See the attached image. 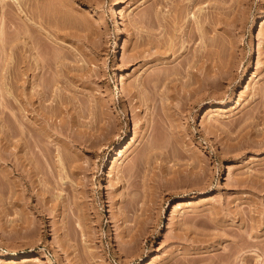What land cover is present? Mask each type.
Segmentation results:
<instances>
[{
	"label": "rangeland",
	"instance_id": "374dc122",
	"mask_svg": "<svg viewBox=\"0 0 264 264\" xmlns=\"http://www.w3.org/2000/svg\"><path fill=\"white\" fill-rule=\"evenodd\" d=\"M26 1L24 22L0 4V264H264V0L222 1L237 76L185 112L169 0ZM35 107L55 112L37 144ZM18 122L31 126L21 140Z\"/></svg>",
	"mask_w": 264,
	"mask_h": 264
},
{
	"label": "bare ground",
	"instance_id": "6f19581e",
	"mask_svg": "<svg viewBox=\"0 0 264 264\" xmlns=\"http://www.w3.org/2000/svg\"><path fill=\"white\" fill-rule=\"evenodd\" d=\"M9 1H11L12 3L15 4V10L13 11V13L18 18L22 19V22H24V19H27V11L30 12L29 8L27 9V7L25 6L27 1L26 0H0V4L2 6H5L8 4ZM158 1H159L158 3L160 4L163 0H158ZM222 1L223 0H169V3H171V6H169L170 12L168 13L170 18L168 16H166V18L167 17L169 18V20H167L169 22L168 25L170 24L169 26H171L174 30V31H172V29L170 27H168L169 29H171L169 31L170 32L172 31L173 33H177V31H178L177 28H180L181 32H179V33H182V34H181V36H179L180 40L177 41L176 37L174 36L175 34L172 35L171 34L172 32L170 33L168 31V29L166 28L167 29L166 32L170 33L171 36H170L168 42H166L168 40V38H166L167 40L166 39L164 40L165 46L164 45L163 46L165 47L166 51L168 49L169 51H171L173 53L176 50H178V48H182V52L180 54H178V56L183 55V58L179 61V66L180 67L181 66L184 67V65L188 66L186 71H184L185 80H184L183 84L180 85L181 86V88H179L180 93H178L179 97H184V100L180 99V102L175 104L176 105L175 109L179 112L190 111L191 107L194 106L197 102L203 101L204 98H206L205 97V94H206L205 91L210 90V92L207 94L208 97H211L214 99L218 98V97L220 98V96H221L220 95V93H221L220 92V87H221L220 84L223 81H227V83L232 82L235 79V77L237 76L236 70L239 67L240 61L243 57V52H240L242 50L237 48L238 46H237L235 40L229 39V38L223 39L218 35V32H217L218 28H220L221 24L223 22L225 24L224 18H222V14H221L222 10H220L222 7ZM204 6H206L209 10L208 9H207V11L203 10ZM163 17L165 18V14ZM158 21H160V20L158 19ZM161 23H163V26L165 25L164 22H161ZM168 25L166 24V26H168ZM27 26H28V24H27ZM27 26H25V28H27ZM23 27H24V25H23ZM164 28H165V26H164ZM175 30H176V32H175ZM2 33H3V30L0 29V42H1V44H4V38L2 37ZM183 35H185V37H183ZM263 36H264V33H263ZM167 37H169V36H167ZM197 38L199 39L198 45L196 47H193L192 51L188 50V48L191 47L190 44L192 45ZM165 42H166V44H165ZM188 45H189V47H188ZM263 49H264V47H263ZM189 51H191V52L189 55H187ZM259 56H260V58H262L261 52H259ZM19 63L21 64V61L18 62V64ZM24 64H26V63H24ZM16 67H17V65H16ZM180 67H178V66L173 67L174 71L172 73L166 72L165 73L166 75L164 74L165 76H163V79H168V78H170V75H172V76L175 75L176 74L175 71L177 70V72H179ZM193 68H195V70H193ZM11 71H13V70L11 69V67H9V72H11ZM13 72H15V71H13ZM263 76H264V74H263ZM115 77L113 79H114V81H117L118 79H116ZM261 85L263 86L262 88H264V81H262ZM260 86L257 87L258 90H256L255 93L258 95L260 94L262 96V95H264V91H262V88ZM130 89L131 88H129V90ZM6 92L11 94L9 89H7ZM136 93L137 92L134 91L131 94L132 98L136 95ZM143 99H144L145 103L143 102V100H142V102L144 104L148 105V102H150L152 98H151V96L144 95ZM28 100L26 102H28ZM138 100H139V98H138ZM13 101H14V103H13ZM13 101H11L8 98H5L4 105L15 106L18 113L17 112H16V114L14 113V117H15L16 121H20L21 114L26 116V113L23 112L24 109H26L28 111L29 108L26 106V104H22V100H18L17 98H13ZM136 102L139 104L141 103L138 101H136ZM40 109L36 108L35 111H37L36 113L39 116H41L40 117L41 121L42 120L44 121L42 123L43 125L40 124L41 126H39V124H38L37 129H36V126H34L35 125L34 122L37 121V119L35 120V118H37V117H35V115H37V114L34 115L35 121L31 122L30 120L27 119L35 127V130L38 131L37 133H39L38 137H36V139H37L36 144L42 139V137L44 135H47V132H46L47 130H44L46 128L45 124L47 123V122L45 123V121H48L49 118H52L53 116H55V112H53L52 109H49L52 111V114L49 113V112H51L49 110H48L49 112H46V110L43 111L44 108H42V107ZM215 109H217L216 106H210L209 110H215ZM146 118H145V121H147ZM253 119H254V117L252 115H250V113H249L247 115V117L245 118V121H243V123L245 124L244 126L248 125ZM247 120H250V121L246 122ZM260 120H261L260 123H262L264 125V115L260 116ZM21 123L22 122H18V126H19L18 130L15 131L14 134L12 133V135H11V136L14 135L13 137H15V135H17L18 138L17 137L16 138L20 139V140H21L22 136H26V133L28 131H30V127H31L29 125L23 126ZM169 124H170V128H172L173 125L171 123H169ZM46 126H47V124H46ZM152 126H153V124L151 125V128H152ZM39 127H41V128H39ZM173 133H174L173 131L170 132L171 140L178 142L180 140L179 136L176 134L173 135ZM262 138L263 139L259 142V145L264 144V136H262ZM17 139H16V142H17ZM167 139L168 138H166V140L164 139V141H166V143H168L170 141V140L168 141ZM19 143H21V141L18 142V144ZM91 143H92V145L94 144L93 142H91ZM91 143H90V145H91ZM13 144L15 145L16 143L14 142ZM18 144H16V145L18 146ZM22 144H23V142H22ZM27 145L24 144V147ZM167 146H166V149H167ZM19 148H22V146H20ZM25 148H27V147H25ZM25 148H23V149H25ZM160 150H162V149H160ZM167 152L169 153V156L176 155V152L174 151L173 148H172V150L168 149ZM2 155L3 154H1V156ZM47 155L51 156L50 148L48 146L46 148V156ZM4 158L5 157H3V159ZM194 158L192 157V161L194 160ZM7 159H10V156ZM10 160H12V159H10ZM64 160L65 161H62L60 157H57L54 162L52 161L54 163V164L52 163V165H54V167H57V170H58L57 174L58 175L63 172L62 169L65 168L67 166V164L69 163V162L66 163L67 162L66 159H64ZM197 160H198V158H197ZM70 164L74 165V163H70ZM15 166H16V169H19V168H17V164ZM61 170H62V172H60ZM179 171L182 172V169H179ZM59 177H61V175ZM196 179L199 181V184H201V185L204 184L202 176H196ZM179 201L180 202L178 203V206L180 208H182V206L184 205V202H181L182 200H179ZM243 243L241 245L233 248L231 251V254L237 252L238 250L242 249L243 247L250 245L249 242H243ZM134 245L136 247V244H134ZM131 246H132V244H131ZM131 246H129V248H131ZM132 247H134V246H132ZM134 250L135 249H133V251ZM135 254H137V251ZM13 257H17V255L15 254ZM227 259H230V258L228 257ZM24 261L33 262V261H36V258L32 255H29V256H25ZM41 263H47V261H41Z\"/></svg>",
	"mask_w": 264,
	"mask_h": 264
}]
</instances>
